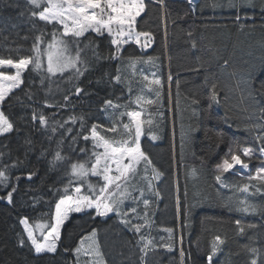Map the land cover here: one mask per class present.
Wrapping results in <instances>:
<instances>
[{
	"label": "trees",
	"instance_id": "trees-1",
	"mask_svg": "<svg viewBox=\"0 0 264 264\" xmlns=\"http://www.w3.org/2000/svg\"><path fill=\"white\" fill-rule=\"evenodd\" d=\"M147 2L145 0L146 4ZM217 2L224 3L225 7L214 10L207 6L213 0H203L206 6L202 10L185 15L188 12L185 0H165V11L149 5L137 22L138 31L152 34L153 50L150 55L163 56L164 66V88L161 96L157 103L145 105L147 113L159 124V138L156 143H145L142 140V146L163 174L159 177L162 182L157 188L159 197L151 198L150 238L156 244V249L148 254L157 255L158 258L172 256L171 258L177 259V264L178 252L168 253L165 248L160 247L163 243L171 242L165 229H173L171 235L174 240L183 236L185 251L191 250V260L186 258L185 264H206L213 244L218 243L215 240L217 236L224 243L221 244V254L213 258V264H250L253 256L248 249L251 248L264 254V226H261V217L230 212L224 207L229 197L233 198V202L236 198L247 197L250 202L264 207V194L251 197L246 193L235 192L234 188L218 192L214 179V167L230 143L242 140V147L257 150L256 142L244 139L249 134L237 132L236 129L255 122V118H248L251 107L242 91L245 78L252 74L257 84L264 82V11L261 10L264 9V0H256L255 7L239 8L238 13L228 7L229 0ZM235 2L240 3L241 0ZM29 7L27 0H0V58L15 60L31 54L29 49L34 35L38 33L29 21ZM237 14L242 17L239 23L246 25L243 30L234 22ZM174 20L176 23H173ZM42 24L43 22L38 27ZM188 32L192 35L188 36ZM98 42V51L106 54L107 40L100 38ZM166 47L171 54L170 72L173 81L170 93ZM125 48L128 56L148 55L144 54L139 45ZM117 67H121L122 78H126L131 84L133 96L142 94L148 99H157L154 91L145 87L141 63H137L135 69H132L115 61L102 60L97 64L93 59L92 67L79 80V86L85 91L79 96L71 95L69 107L59 111L46 107L43 102H63V95L72 87L67 79L68 74H64V79H60L59 75L52 77L51 83L45 80V84L41 86L35 72L30 77L28 72L24 73L29 79L25 80V85L14 91L19 96V101L15 99V95L10 97L11 106L5 110V114L14 121L19 131L9 134L7 138L0 137V152L4 153L0 164L14 163L17 158L23 162L9 170L11 182L17 188L13 194V204L0 201V264H75L74 253L65 252L64 249L76 247L80 239L93 228L101 234V243L105 245L103 236L114 226L113 220L104 223L99 217L91 220L88 216L73 214L62 228L57 251L36 255L29 246L30 242L26 239L27 234L20 220L28 217L30 225L49 222L46 214L54 212L51 189L61 187V177L67 166L66 163H58L53 169L49 163L64 129L58 128L53 136L50 127L41 126L38 119L32 121V110L48 117L49 126L53 120L63 122L70 115L81 114L85 116L86 126L99 122L98 107L103 100L114 98L125 89L123 84L110 85L109 77L105 76V73H114ZM193 67H199V72L191 71ZM177 80L179 89L176 87ZM213 84L219 93L220 102L213 106L212 116L208 118L203 109L207 107ZM48 88H51L50 92L47 91ZM28 91L33 93L31 99L26 95ZM193 97L201 101L195 111L191 104ZM246 107L248 111H245ZM157 112H162L163 115L158 116ZM67 127H71L72 135H75L80 128V121L77 120L74 125L69 122L65 125ZM192 129L198 130L191 131ZM221 133L224 142L214 151L213 145ZM49 136H53L52 140L48 139ZM70 139V136L65 139L62 154L75 159L77 154L70 152L68 148ZM26 140L31 143L26 144ZM83 146L84 142L80 141L78 147ZM42 150L46 152L45 155H41ZM258 166V161H253L249 170L254 173ZM31 171H35V175L29 180L27 174ZM225 175L231 184L242 187L247 183L240 176H232L231 173ZM17 176L20 177L18 182L15 180ZM8 190L10 188L0 186V195ZM236 219H241L244 225L256 224L257 227H246L245 233L239 234L234 223ZM120 230L122 238L139 251L132 234L122 226ZM21 238H25L24 247L19 245ZM257 264H261L260 259H257Z\"/></svg>",
	"mask_w": 264,
	"mask_h": 264
},
{
	"label": "snow or ice",
	"instance_id": "snow-or-ice-1",
	"mask_svg": "<svg viewBox=\"0 0 264 264\" xmlns=\"http://www.w3.org/2000/svg\"><path fill=\"white\" fill-rule=\"evenodd\" d=\"M185 2L188 5V12L185 15L195 14L206 6L203 0H185ZM27 3L30 6L29 21L38 34L33 37V43L29 49L30 55L15 60L0 58V67L6 66L15 70L13 74L0 71V137L7 138L9 134L19 131L14 121L5 114V110L11 106L10 97L15 95L14 90L25 85V80L29 79L31 73L35 72L39 76L41 86L45 84V80L51 83L52 77H56L57 74L60 79L65 78V73L68 74L67 79L72 83V87L63 95V102L55 100L51 103L47 100L43 102L46 107L59 111L69 107L71 95L79 96L85 91L79 86V80L92 67L93 59L97 64L102 60L115 61L122 66L126 64L132 69H135L137 63H153L156 59L143 55L128 56L125 46L139 45L140 49H146L151 45L152 34L137 30V18L141 17L149 5L165 11V0H148L147 4L145 0H27ZM207 6L215 10L223 9L225 4L213 0V3ZM228 7L237 10L238 13L239 8L255 7V4L254 0H241L240 3L229 0ZM261 10L264 11V9ZM241 20L242 17L237 14L234 22L238 24L240 30H243L246 25L240 24ZM41 22H43L42 26L38 27ZM173 23L176 21L174 20ZM187 35L191 36L192 33L188 32ZM100 38L108 42L106 54L98 51ZM192 47L194 48L195 44ZM190 70L199 72V67H193ZM25 72L29 73V77L24 76ZM105 76L109 77L110 85L123 84L125 89H122L114 98L103 100L98 107L99 122L86 126L85 116L81 114L70 115L63 122L53 120L49 126L48 117L43 113H37L35 109L32 110V121L38 119L41 126L50 127L53 136L58 128L64 129L49 163L53 169L58 163H66L67 166L61 177V187L51 189L54 197L52 202L54 212L46 214L49 222L35 225V228L40 231V237L38 238L35 234L28 217H23L20 223L24 225L30 248L34 249L36 255H40L57 251L61 229L70 218V214H82L91 220L99 217L104 223L115 220L132 234L141 253V264H147L145 257L150 251L156 249V244L150 238L152 218L149 214L151 198L159 197L154 181L163 174L156 168L148 151L142 146V139L147 143L159 138L157 132L159 124L155 123L151 114L147 113L145 105L150 106L158 102L164 82L159 78L149 80L147 76L143 77L144 81H147L145 87L149 91H154L157 99L153 100L142 94L132 95L131 84L126 78H122L121 67H117L112 74L105 73ZM153 76H155L154 73ZM172 79L169 73L167 77L169 93ZM176 87L179 89L178 80ZM47 91L50 92L51 88ZM242 91L251 107L248 118L250 120L255 118V122L243 128L238 126L236 131L247 132L249 135L244 139L256 142L257 150L254 151L252 147H242V140L230 143L214 167V179L218 185V192L222 189L234 188L235 192L255 197L257 194H264L262 193V186H264V82L257 84L252 74H249L245 78ZM140 92H143V88ZM26 95L31 99L33 93L28 91ZM15 99L19 101V96L15 95ZM219 102V93L213 84L207 107L203 109L208 118L212 116L213 106ZM191 104L195 111L201 101L193 97ZM245 111H248V107ZM157 115L162 116L163 113L157 112ZM77 120L80 121V128L75 135H72V128H65V125L69 122L74 125ZM227 122L225 119V123ZM53 136H49L48 139L52 140ZM69 136L71 139L68 148L70 152L77 154L75 159L62 154L64 141ZM80 141L84 142L83 147H78ZM223 142V134H218L213 150H218ZM25 143L30 144L31 141L26 140ZM45 154L46 152L42 150L41 155ZM3 156L4 153L0 152V159ZM253 161L259 163L254 173L249 170V165ZM22 163L17 158L14 163L0 164V186L5 189L10 188L4 195H0V201H6L9 205L13 204V194L17 191L15 184L11 182L9 170ZM226 173L240 176L247 183H244L242 187L231 184ZM33 175L35 171L28 172L27 178L31 180ZM15 180L18 182L20 177H15ZM177 202L179 203V200ZM224 207L230 212L259 215L262 221L261 226H264V207L250 202L247 197L236 198L234 202L233 198L229 197ZM234 223L239 234H244L246 227L249 229L257 227L256 224L244 225L241 219H236ZM45 229H48L46 233ZM165 231L169 233L171 242L163 243L160 247L165 248L168 253L178 252V264H185L186 258L191 260V250L186 252L183 247V236L174 240L171 235L173 229L169 228ZM97 237L98 230L93 228L90 233L80 239L76 247L65 248L64 251L74 253L75 264H106ZM86 240L90 241L87 246H85ZM215 240L220 244L224 243L219 236ZM19 245L25 246V238L19 240ZM218 251V245L214 243L211 252L207 255L206 264H213V257ZM248 251L253 256L250 264H257V259L264 264V258H262L264 254H261L260 250L251 248ZM81 257L86 259L82 262Z\"/></svg>",
	"mask_w": 264,
	"mask_h": 264
},
{
	"label": "rangeland",
	"instance_id": "rangeland-1",
	"mask_svg": "<svg viewBox=\"0 0 264 264\" xmlns=\"http://www.w3.org/2000/svg\"><path fill=\"white\" fill-rule=\"evenodd\" d=\"M255 1L256 0H254V2ZM247 8H251V7H247ZM141 16H142V14H141ZM139 19H140V17L137 18V22ZM165 31L166 30L164 27V32ZM168 38H169V36L167 34V41H168ZM125 47H127V46H125ZM165 49H166L165 50L166 69H167V72L169 74L170 73V63H171V54H170V51L167 50V47ZM152 50H153V48L151 47V45L149 47H147L146 49H142V51L144 52L145 55L148 54L147 56H151L150 53L152 52ZM152 57H155V56H152ZM155 58L156 59L153 63H141V65L143 66L141 73L143 74V77L147 76L149 80H152L154 78H159L162 80V82H164L163 56H161V57L158 56ZM0 71H5L8 74H13L15 70L11 69V68H7L5 66V67H0ZM153 73L155 74V76H153ZM57 75H59V74H57ZM172 81H173V79H172ZM145 83L147 84V81H145ZM168 88H169V86H168ZM146 89H147V87H146ZM16 90L17 89H15L14 91H16ZM151 142L156 143L157 140L151 141ZM161 182H162V180L160 178L154 181L155 190H157V188L159 187ZM73 214H78V213H73ZM73 214H70V217ZM113 223H114V226L112 228H110L103 236V238L105 240V245H103L101 243L102 236L100 233H98V237H97L98 242H99V246H100V250L103 253L104 260L106 261V264H112V263L113 264H139L140 255H141L140 251H138L136 248H134L132 245H130V243H128L126 240H124L122 238L121 232H120L121 231L120 230L121 225L118 222H116L115 220H113ZM32 226L34 227L35 234L39 238L40 237L39 229H36L35 225H32ZM44 231L46 233L47 229H45ZM61 231H62V229H61ZM88 243H90V241L86 240L85 246H87ZM57 248H58V243H57ZM43 254H45V253H43ZM171 257L172 256H168L167 258L166 257L158 258L157 255L148 254L147 257H145V260H146L147 264H177V259L171 258ZM84 259H86V258L81 257L82 261Z\"/></svg>",
	"mask_w": 264,
	"mask_h": 264
},
{
	"label": "bare ground",
	"instance_id": "bare-ground-1",
	"mask_svg": "<svg viewBox=\"0 0 264 264\" xmlns=\"http://www.w3.org/2000/svg\"><path fill=\"white\" fill-rule=\"evenodd\" d=\"M170 73H171V72H170ZM217 245H218L219 251L217 252V254H216L215 256L220 255L221 252H222V247H221V244L219 243V241H218ZM215 256H214V257H215ZM214 257H213V258H214Z\"/></svg>",
	"mask_w": 264,
	"mask_h": 264
}]
</instances>
